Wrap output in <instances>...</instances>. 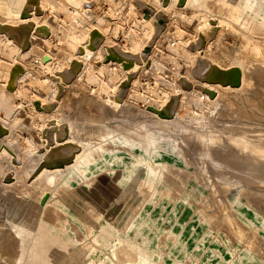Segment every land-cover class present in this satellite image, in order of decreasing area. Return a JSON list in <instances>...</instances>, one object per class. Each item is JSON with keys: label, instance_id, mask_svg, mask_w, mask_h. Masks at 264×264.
<instances>
[{"label": "rangeland", "instance_id": "obj_1", "mask_svg": "<svg viewBox=\"0 0 264 264\" xmlns=\"http://www.w3.org/2000/svg\"><path fill=\"white\" fill-rule=\"evenodd\" d=\"M49 1L44 10L40 5L37 9L41 11L38 26L46 20V26L53 30L52 35L31 40L28 52H24L20 43H8L0 37V124L6 127L2 133L5 137L0 141V264H85L91 257L89 252L94 241L85 235L78 221L64 214L54 203L48 193L52 191V184L44 188L45 178L37 183L33 179L35 173L29 175L27 171L36 163L41 166L67 158L68 155L62 153L63 146H57L56 141L62 143L72 133L76 141L78 138L94 140L86 129H69V121L75 117L70 106L68 119L61 120L69 126L64 133L59 132L58 140L54 138L56 130L53 131L59 127L58 118L39 116L32 106L36 99L42 98L58 107L62 97L76 100L78 109L91 115L86 119L78 114L77 124H89L98 108L105 114L102 123L117 133H126L144 124L184 147L185 164H176L175 169L183 178H198L204 183L205 193L200 198L192 195L189 205L198 222L206 223L204 234L209 235L208 243L195 242L198 254L187 255L183 260L185 264H194V261L198 264L199 254L210 248L215 240L221 241L226 249L233 247L234 255H237L241 247L247 248L252 234L258 236V247L263 252L254 251V260L244 264L260 260L264 264V225L250 224L240 217L233 205L238 201H231L225 191L234 185L238 189L252 188L255 192L259 187L257 183L264 190V175L253 176L251 164L223 158L218 143L207 141L211 131L219 139L226 133L223 129L229 128L234 129L249 148L254 143L264 148V121L254 123L238 116L223 115L221 103H215L209 96L203 99L205 91L195 80L197 75H204L205 70L199 71L197 66L202 56L210 62L214 59L223 61L226 54L229 55L228 48L242 41L245 33L264 37L263 33H258L261 4L255 0L250 8L253 0H204L181 8L172 5L148 19L147 2L156 8L162 7L160 2L161 6L154 0ZM214 20H222L223 25L213 26ZM221 33L223 36L218 40ZM87 47L92 48L89 54ZM147 48L151 54L146 53ZM110 49L120 55L119 63L107 61ZM78 52L84 55L81 66L69 79V88L65 90L63 86L61 90L60 79L54 74L69 69L72 65L70 56ZM15 63L21 65L16 74L13 71ZM129 69H134L132 76L125 80ZM243 70L246 76V68ZM167 103H170L172 120L159 116L161 110L157 108L166 107ZM229 108L232 109V105ZM202 133L206 140L200 138ZM79 146L74 150L78 151ZM236 162L240 166L235 165ZM171 166L169 163L163 172L173 177ZM9 173L12 175L9 177H15L11 183L6 177ZM231 216L244 226L240 227L239 238L227 236L226 219ZM17 227L26 230L27 235H16ZM181 232L160 229L156 247L160 260L169 257L170 248L180 241ZM237 259L241 258L234 256L229 264H239L234 263Z\"/></svg>", "mask_w": 264, "mask_h": 264}, {"label": "bare ground", "instance_id": "obj_2", "mask_svg": "<svg viewBox=\"0 0 264 264\" xmlns=\"http://www.w3.org/2000/svg\"><path fill=\"white\" fill-rule=\"evenodd\" d=\"M48 1L0 0V37L3 38V41L20 43L24 52H28L30 50L28 46H32L31 40L52 35L53 30L46 26V20L41 27L38 26L41 17V11L38 12V10L41 7L44 10ZM154 1L156 4L160 2L162 7L156 8L153 3L147 2L149 4L146 9L148 19H152L157 11L167 10L172 5L176 4L177 7L181 8L188 6L190 3L199 4L204 0ZM250 2L251 5H248L252 8L255 0ZM257 2L261 4L258 10L260 15L258 18L260 20L259 26H261L258 33L264 34V0H257ZM159 6L161 5L159 4ZM219 21L214 20L212 25L215 27L221 26V23L223 25V21ZM27 35L31 36L26 39ZM222 36L223 33L220 34L218 40ZM234 44V46L228 48L230 50L229 55L226 54L223 61L214 59L210 62L202 58L201 55L202 57L199 58L197 66L199 71H205L203 76L197 75L195 80L202 85L205 91L203 93L214 99L215 103L216 101L221 103L220 111L223 115L238 116L254 123L264 121V37H254L245 33L242 41H237ZM24 45H27V48ZM90 46L92 47V44ZM91 49L87 47L86 52L89 54ZM110 50V52L108 50V54L105 52L107 61L119 63L120 55L113 52L112 49ZM145 50L147 54H151L150 48ZM81 52L70 56L72 65L69 66V69L54 74L58 80L60 79L61 84L59 86L61 90H63V86L67 90L71 85L69 79L74 76L77 68L82 63L80 60L84 55L80 54ZM243 67L248 72L246 76ZM18 70H21V65L15 63L13 67L14 74ZM133 70H128V77L125 80L130 79ZM57 89L59 88L57 87ZM0 99H2L1 87ZM86 99L90 100V98ZM48 101L42 98L36 99L32 106L35 107L39 116L43 114L54 119L58 118V124L60 122L61 125L59 124L60 128L57 127L53 130H56L54 132L55 139L58 140L59 132L64 133L69 125V129L88 130V133L94 138L93 141H85V138L82 141L76 138V141L74 135L72 136L73 133H69L70 136L66 140L64 139L65 141L62 143L56 141L57 146H60V144L63 146L62 153L68 155L67 158L65 157V162L53 163V161L41 166L36 163L32 168H27V171L30 172L29 175L35 173L33 179L37 183L42 177L45 178L44 188L52 184V191L48 193L54 198V203L62 208L64 214L71 215L74 220L78 221L81 229L85 231V235L94 241V245H91L89 252L91 257L87 258L85 264H185L183 260L187 255L198 254L195 242L199 240L206 244L209 235L208 233L204 234L206 223L204 221L198 222L196 215L193 216L189 199L192 195L202 197L205 193V186L198 178L181 177L175 169L176 164H185L186 160L182 154L183 146L181 147L177 142L148 129L144 124L138 125L126 131V133H117V130L109 128L106 123H102L105 114H102V111L98 108L97 115L91 119L89 124H77L75 120L78 114L86 119L90 118L91 115L82 111L81 108L78 109L76 100L62 97V102L60 101L58 107L55 104L51 105V102L48 104ZM1 102L2 100H0ZM230 105H232V109L229 108ZM69 106L72 115L75 117L73 121L69 119L70 124L66 125L61 123V120L62 118L68 119ZM157 109L161 110L159 116L162 119H173L170 103L166 107H158ZM5 128L0 124V141L4 136H2V133ZM223 130L226 133L219 139L211 131L212 135L207 134V141L218 143L216 145L221 151L220 153L224 155L223 158L229 157L231 160L235 158L239 159V163L242 160L251 164L254 172H250L254 174L253 176L264 175V148L257 143L251 144L249 148L248 144L244 143L234 133V129L224 128ZM238 130L247 132L243 129ZM204 135L203 133L200 134V138L205 139ZM197 137L198 134L195 138L197 139ZM201 139L198 141L202 142ZM79 144L82 147L79 146L80 149L75 151L74 147ZM40 159H42L41 156ZM237 162L235 165H239ZM169 163L172 164L170 174L173 177L163 172ZM230 164L228 166L233 165ZM244 167L246 166L244 165ZM245 170L247 169L243 171ZM229 171L231 170L229 169ZM9 176L12 175L9 173L6 177ZM12 178L15 177H9L7 180L11 183ZM256 185L259 187L256 188L255 192L252 191V188L243 189L241 187L238 189L234 185L231 189H225V191L231 201H238V203L234 202L233 205L240 217L250 224L264 225V215L261 214L264 213V190L261 184L257 183ZM174 191L177 193H174ZM226 225L229 238H239L241 236L240 227L244 226L241 225L240 221H236L231 216L226 219ZM162 228L174 232L182 230L180 241L170 248L169 257L163 261L160 260L156 249L158 233ZM26 232L22 227L16 228V235H27ZM249 238V243L246 244L247 248H240L237 245L240 248L237 255H234L233 247L226 249L221 241L215 240L211 243L210 248L199 254L198 264H229L234 256L241 258L234 260V263H251V260H254L252 256L254 251L259 253L263 251L258 247L257 235L252 234ZM214 249H220L221 252L218 253ZM251 249L253 252H251ZM222 258L225 260H222ZM194 264H196V261H194ZM253 264H263V262L260 260Z\"/></svg>", "mask_w": 264, "mask_h": 264}, {"label": "water", "instance_id": "obj_3", "mask_svg": "<svg viewBox=\"0 0 264 264\" xmlns=\"http://www.w3.org/2000/svg\"><path fill=\"white\" fill-rule=\"evenodd\" d=\"M66 158H60L59 160H57V163H63L65 162Z\"/></svg>", "mask_w": 264, "mask_h": 264}, {"label": "built area", "instance_id": "obj_4", "mask_svg": "<svg viewBox=\"0 0 264 264\" xmlns=\"http://www.w3.org/2000/svg\"><path fill=\"white\" fill-rule=\"evenodd\" d=\"M202 98H203V99H206V98H207V95H206V94H203V95H202Z\"/></svg>", "mask_w": 264, "mask_h": 264}]
</instances>
